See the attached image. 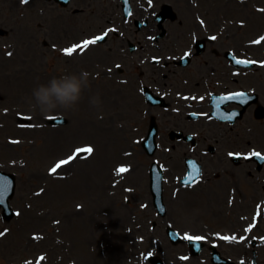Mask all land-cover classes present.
I'll return each mask as SVG.
<instances>
[{
  "label": "rangeland",
  "instance_id": "obj_1",
  "mask_svg": "<svg viewBox=\"0 0 264 264\" xmlns=\"http://www.w3.org/2000/svg\"><path fill=\"white\" fill-rule=\"evenodd\" d=\"M228 1L178 0V17L167 24L169 33L162 40V46L167 49H165L167 54L180 53L188 46L189 35L192 30H196L192 19L195 11L202 13L205 20L209 21V26L213 25L212 22L216 18H223L227 16L226 14L238 17L244 11L245 3L239 0ZM41 2L44 1L31 0L24 5L21 0H0V26L9 29L7 35H0V52L5 42H12L19 48L18 52L16 54L14 52L4 64L0 56V89L2 95H7L0 103V122H4V126L0 127V168L16 174L15 192L9 200L16 214L9 220H3L0 210V232L4 233L0 236V264H35L37 254L43 255V259L39 263L36 261V264H50L52 260L62 264L60 257L66 255L71 259L80 258V253L88 256L86 239L90 236H93V241L101 243L100 254L104 260L96 257L99 264L104 261L109 264L108 261L113 256L117 262L120 260L118 264H126L128 251L134 249L135 235L146 234H149L146 238L149 240L146 241L144 248L154 246L150 249L154 251L160 249L162 255H165L164 252L171 253L169 259L172 262L174 255L178 253V245L171 246L166 236L159 231L160 226L156 232H148V222L153 219L149 217L152 211L138 209L141 195L137 193L147 182L145 168L150 160L133 141L134 137L144 133L149 122L148 116L141 118V107L144 108L145 103L141 104L144 101L137 91L139 83L136 81L143 77L139 73V68L135 67V59L138 56L141 63L142 57H147L146 50L142 52L137 50L130 56H123V48H120L123 44H119L114 46L117 48V54L106 55L103 52L108 45L101 44L89 51L83 59H80L82 56L58 58L51 50L52 44L60 47L82 35L99 30L106 25L104 19L107 17L108 9L102 8L103 4L99 1L92 3L90 9L83 8L89 2L86 0L80 7L73 6L72 8H75L73 11L60 9L53 13L48 12L39 18V24L35 20L36 17H33V9L34 6L35 8L41 6ZM196 2L197 6L194 5ZM253 3L264 6V0H249L243 16L249 15L252 19H259L264 12L251 14L250 11H254ZM179 23L181 25H178ZM256 27L248 23L244 29V37H253ZM145 35L146 31H141L136 34V39L143 40ZM237 41H240V37H237ZM206 57V55L195 57L189 67H206L204 64ZM113 63L120 64L122 70L119 72L114 69V75L108 78L105 69L114 68ZM150 67L153 66L147 64L146 59L142 69L148 71ZM82 71L89 74V86L83 89L81 99L73 109H55L43 113L34 106L31 93L38 85L47 84L53 77L79 74ZM124 76L129 81L120 82L118 79ZM15 94L20 98L15 97V100L10 98ZM96 96L99 97V106L91 103ZM145 106L148 107L146 104ZM5 107L13 108L9 118L8 114H2L1 109ZM34 110L44 128L24 131L20 135L14 129L17 120L15 112L31 113ZM150 111L159 125L160 140L169 143L165 134L166 129L172 126L166 125L169 121L175 123L180 120L174 113L173 116L170 115L171 111L162 110L160 107L150 108ZM54 113L64 115L66 124L50 127L46 121ZM110 113L113 115L109 116ZM100 114L104 116L103 119H98L97 115ZM116 124L119 127L113 130ZM88 147L94 151L86 159L82 157L83 151L76 152L77 149ZM127 149L128 154H125ZM74 153L75 158L61 168L63 171L60 174H50L57 157H70ZM141 156L145 159L142 160ZM128 161L136 165L137 170L139 166L136 162L140 163L141 180H136L138 172L135 174L132 170L133 173L127 176L125 184L120 183L118 179L112 181L114 165L125 164ZM173 161L178 162V155ZM173 161L170 164H173ZM171 166L173 169V165ZM132 180L143 183L137 186L132 200L126 203L120 192L123 186ZM115 182L120 183L118 188H114L117 185ZM209 186L218 191L220 196L215 197L213 191L209 194ZM252 186L254 188L256 185ZM114 190L116 193L113 194ZM187 193L180 205L183 215L181 212L178 213V219L182 218L183 228L198 232L206 226L212 229L237 228L239 224L237 215L242 210V205L238 204L229 211L225 202L226 196L222 194V187L218 182L200 183L197 188ZM146 201H150L149 196ZM219 202L224 206V215H212L218 209ZM170 211L171 208L168 207L167 213L170 214ZM172 215L176 217L175 212ZM137 217L140 222L134 225L139 227L141 222L143 224L139 230L135 229L133 236L132 232L128 233L127 226ZM53 245L58 247L54 248ZM240 248V245L229 248V253H234V250L238 252L234 253L233 260L242 255L239 253L242 252ZM258 252L261 255L258 263L264 264V249ZM191 261L189 263L196 261L194 264H208V261L201 262L198 258Z\"/></svg>",
  "mask_w": 264,
  "mask_h": 264
},
{
  "label": "flooded vegetation",
  "instance_id": "obj_2",
  "mask_svg": "<svg viewBox=\"0 0 264 264\" xmlns=\"http://www.w3.org/2000/svg\"><path fill=\"white\" fill-rule=\"evenodd\" d=\"M154 1V5L149 4V0L137 3L143 9L142 15L150 14L143 19H154L164 4L162 2L172 4L178 11V0ZM232 24L230 22L227 28L231 29ZM233 36L230 32L226 37L216 35L215 40L208 39L207 57L204 61L206 67L178 71L180 76L184 74L185 79L180 85V91L188 93V97H193L192 100H184L183 104L201 112L199 109L205 103L208 114L206 127H203L202 123L189 126L187 120L182 117L183 113L178 115V119L184 120L179 122L181 127H178V130L194 137V143L184 141V138L178 140V151H181V155L193 157L202 164V178L206 183L218 182L222 187V194L226 196L225 202L229 211L238 204L242 205V210L237 215V228L212 229L208 226L209 231L224 233L243 230L247 223L246 216L254 213L264 199V160L254 156L260 162L258 167L253 156H249L252 152H259L264 156V67H231L225 57L226 51L231 45H240ZM236 51L247 55L244 48H237ZM234 91L249 93V99L245 98L248 103H241V98L229 100L221 110L216 111L213 94L221 96ZM217 112L222 118L214 115ZM188 114L185 115L187 118ZM230 117L231 120L228 119ZM200 118L201 116H198L196 119ZM229 153L233 155L230 156ZM245 156L249 158L245 159ZM182 172L183 168L178 165V173ZM252 185L256 186L252 188ZM209 189V194L213 191L215 197L220 196L211 186ZM178 196H181L179 191ZM180 205L181 201L178 200V213L181 211ZM224 210L223 204L219 202L218 209L212 215L223 216ZM181 219H178V230L183 228ZM204 230L201 229L202 232ZM216 242L230 248L229 243L223 239H216ZM112 262H115L114 258Z\"/></svg>",
  "mask_w": 264,
  "mask_h": 264
},
{
  "label": "clouds",
  "instance_id": "obj_3",
  "mask_svg": "<svg viewBox=\"0 0 264 264\" xmlns=\"http://www.w3.org/2000/svg\"><path fill=\"white\" fill-rule=\"evenodd\" d=\"M88 72L53 77L47 84H40L32 90L31 100L41 112L47 113L55 109H73L81 99L84 88L89 86ZM99 106V97L91 100Z\"/></svg>",
  "mask_w": 264,
  "mask_h": 264
},
{
  "label": "snow or ice",
  "instance_id": "obj_4",
  "mask_svg": "<svg viewBox=\"0 0 264 264\" xmlns=\"http://www.w3.org/2000/svg\"><path fill=\"white\" fill-rule=\"evenodd\" d=\"M29 2V0H21V3H23V4H27ZM126 2H127V0H126ZM149 4H151V0H149ZM108 31H115L114 29H109ZM107 34H108V32L106 31L105 33H104V35H102V36H97V37H95V38H93V39H89V40H84L83 42H82V44H74V45H72L71 47H68V48H65L63 51H64V54L65 55H67V56H71L74 52H76L78 49L79 50H81V51H83L84 49H86L89 45H94V44H96L98 41H101V40H103L104 39V37L105 36H107ZM211 39L212 40H215L216 39V37L215 36H213V37H211ZM262 39H264V38H262ZM255 43H260V41L259 40H257V41H255ZM8 55H11V53H9ZM188 55V53H185V56H187ZM155 59V58H154ZM237 63H254V62H248V61H239V60H237L236 61ZM117 67H119V65H117ZM236 97H243L245 94L244 93H236V94H234ZM232 98H234V97H232V96H229V97H225L224 99H232ZM241 103H245L246 102V100H244V99H242L241 101H240ZM30 119V118H29ZM49 119H54V117H49ZM30 126V125H29ZM14 143H16V141H13ZM87 152L89 155H91L92 154V152H93V149L91 148V147H88V148H86V149H77L76 150V152L77 153H79V152ZM75 153L73 154V156H70L68 159H66V160H61V161H59L53 168H51L50 169V174H52V173H56L57 172V169H60L61 167H62V165H67L68 163H69V161H71V160H73L74 158H75ZM229 155L231 156V155H233L232 153H229ZM237 155H239V154H237ZM249 156H255L256 158H258V159H262V160H264V156H262L261 155V153H259V152H252V153H250L249 154ZM245 159H248L249 157L248 156H245L244 157ZM128 171V169L127 168H125V167H120L119 169H117V172L118 173H125V172H127ZM3 188H0V204H2L3 203ZM18 214V213H17ZM251 227V226H250ZM248 230H250V229H246V231H248ZM4 235V233L3 232H0V236H3ZM183 239H185V240H187V241H189V242H196V241H202V240H204L205 238L204 237H202V236H191V235H188V234H185L184 235V237H183ZM221 239H223V240H225V241H229V240H236L237 238L235 237V236H232V237H228V236H222L221 237ZM240 239L241 240H243L244 239V237H240ZM152 255V253L151 252H149L148 253V256L150 257ZM41 259H43V258H41ZM182 259H188L187 257H183Z\"/></svg>",
  "mask_w": 264,
  "mask_h": 264
},
{
  "label": "water",
  "instance_id": "obj_5",
  "mask_svg": "<svg viewBox=\"0 0 264 264\" xmlns=\"http://www.w3.org/2000/svg\"><path fill=\"white\" fill-rule=\"evenodd\" d=\"M4 182V178L0 176V188H3V203L5 202V196L10 193L11 187L10 185L2 184ZM2 203V204H3Z\"/></svg>",
  "mask_w": 264,
  "mask_h": 264
}]
</instances>
